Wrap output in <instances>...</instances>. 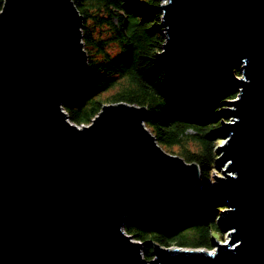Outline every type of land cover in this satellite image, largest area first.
<instances>
[{"label": "water", "instance_id": "1", "mask_svg": "<svg viewBox=\"0 0 264 264\" xmlns=\"http://www.w3.org/2000/svg\"><path fill=\"white\" fill-rule=\"evenodd\" d=\"M0 9V264H145L128 215L157 217L199 185L221 206L215 250L153 243V264H264V0H162L157 55L169 84L233 79L215 166L169 153L149 112L105 103L88 124L62 103L87 81L83 17L72 0H3ZM241 65L238 77L231 63ZM148 261V262H149Z\"/></svg>", "mask_w": 264, "mask_h": 264}, {"label": "trees", "instance_id": "2", "mask_svg": "<svg viewBox=\"0 0 264 264\" xmlns=\"http://www.w3.org/2000/svg\"><path fill=\"white\" fill-rule=\"evenodd\" d=\"M72 1L83 17L88 67L85 87L62 103L68 119L88 124L109 102L146 106L144 124L156 141L169 150L178 147L177 155L198 164L200 180L209 179L216 162L215 144L223 137L221 121L229 117L223 107L238 94L233 79L208 89L169 84L166 68L157 59L165 41L159 25L162 0ZM3 3L0 0V9ZM230 68L241 75L240 64L233 62ZM221 207L196 185L157 217L128 215L123 229L142 242L146 261L153 257V243L212 249L215 231H223Z\"/></svg>", "mask_w": 264, "mask_h": 264}, {"label": "rangeland", "instance_id": "3", "mask_svg": "<svg viewBox=\"0 0 264 264\" xmlns=\"http://www.w3.org/2000/svg\"><path fill=\"white\" fill-rule=\"evenodd\" d=\"M237 76V75H236ZM239 77V76H238ZM235 98V97H234ZM227 101H231V100H227ZM226 101V102H227ZM232 105H229V104H225L224 105V107H223V109L224 110H226V108H228V107H231ZM224 120H226V121H231V118L230 117H228V119H224ZM223 121V120H222ZM224 140V137H222V139H220V140H218L217 142H216V146H218V145H220V144H222V141ZM188 145H190V144H188ZM190 147H192V145H190ZM164 149H166V148H164ZM172 149H174V150H172ZM172 151L171 150H169V149H166V151H168L169 153H172V154H175V155H177L178 154V147H172ZM216 156H217V153H216ZM225 166L226 165H224L223 164V166H221L220 168H217L216 166H214V167H212V175H211V177L209 178V179H207V180H200V184L201 183H204V184H212V182L214 181V175H217L218 176V172L219 173H222L223 172V169L225 168ZM223 174V173H222ZM226 207V206H225ZM225 207L223 206V207H221L222 209L221 210H223V209H225ZM221 212V211H220ZM229 230L230 229H227V230H223L221 233L220 232H218V231H215V237L213 238V241H218V242H224V241H226V240H228L229 239ZM205 249V248H204ZM211 250H215V247H214V244L212 245V249ZM145 264H153L151 261H147Z\"/></svg>", "mask_w": 264, "mask_h": 264}]
</instances>
